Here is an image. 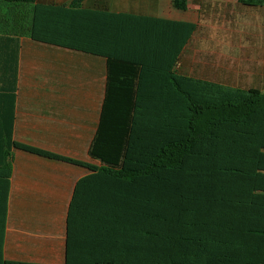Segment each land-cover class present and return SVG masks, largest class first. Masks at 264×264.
Listing matches in <instances>:
<instances>
[{
    "label": "trees",
    "instance_id": "trees-1",
    "mask_svg": "<svg viewBox=\"0 0 264 264\" xmlns=\"http://www.w3.org/2000/svg\"><path fill=\"white\" fill-rule=\"evenodd\" d=\"M0 1L34 4L20 27L33 41L106 58V97L89 151L100 167L13 143L92 171L71 203L67 264H264V91L177 74L193 24L167 22L179 28L165 38L169 64L146 81L137 62L114 51L132 44L131 20L79 9L84 0L70 8ZM238 1L264 7V0ZM174 6L185 10L187 0ZM14 103L12 94L11 112ZM125 107L133 115L119 112ZM5 202L0 264H23L2 257Z\"/></svg>",
    "mask_w": 264,
    "mask_h": 264
},
{
    "label": "crops",
    "instance_id": "crops-1",
    "mask_svg": "<svg viewBox=\"0 0 264 264\" xmlns=\"http://www.w3.org/2000/svg\"><path fill=\"white\" fill-rule=\"evenodd\" d=\"M73 1L35 3L70 8ZM33 5L0 1V207L6 200L1 251L8 262L67 264L71 203L77 184L92 171L13 143L100 167L89 151L106 97L107 62L92 53L35 42L22 33L21 20L29 17ZM79 9L132 21V44L121 42L114 51L137 62L146 81L154 68L169 64L165 38L168 43L179 28L167 22L188 23L195 28L178 54L177 74L264 91V7L238 0H187V8L180 10L174 0H84ZM12 18L17 20L13 30ZM123 111L133 115L127 107ZM72 258L84 261L88 256L73 253Z\"/></svg>",
    "mask_w": 264,
    "mask_h": 264
}]
</instances>
